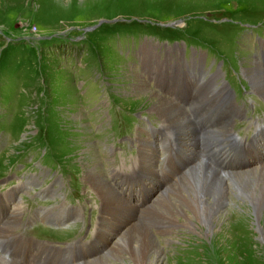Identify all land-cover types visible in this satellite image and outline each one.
Returning <instances> with one entry per match:
<instances>
[{"label":"rangeland","instance_id":"1","mask_svg":"<svg viewBox=\"0 0 264 264\" xmlns=\"http://www.w3.org/2000/svg\"><path fill=\"white\" fill-rule=\"evenodd\" d=\"M133 18L142 19L144 22L142 24L131 23ZM176 19H185L186 27L178 31H172L169 27L160 30L158 26L147 23V21H152L166 25L172 22L182 27L185 22L176 21ZM244 19L251 22H264V0H0V174L6 173L12 165L20 161L21 164L26 163L29 166L28 169L36 168L35 165L41 164L46 166L52 175L58 171L57 175H62L64 177L62 179L71 177L73 180L67 183L70 187L74 186L76 176L79 175L77 179L79 186L88 185L97 194L99 192L95 188V180L112 189L115 198L118 197V204L114 203L111 209H107L102 199L103 208L114 215L110 222V238H105L102 249L105 253L98 258L96 256L93 259L88 258L84 264H108L107 260L111 261L109 252L117 248V239L125 235V233L120 236L119 234L138 220L140 226H144L143 228L157 247L162 250L164 254L162 264H264V215L259 217L258 222L263 230L261 236L255 230L254 219L256 218L251 216V211L247 209L248 205L243 204L239 196L229 197L228 200L231 203L225 207L223 220L219 222L220 226L213 231L205 229L201 224L196 225L194 230L188 227H178L177 230L174 227H168L164 221V218L170 217L167 216V208L156 206L162 205L159 199H156L158 195L153 198L154 189L161 191L157 186L151 190V193H136L133 197L134 201L124 198L131 205L125 206L127 207L125 210H119L120 213L115 212L124 200L117 189L110 185V181L107 182L105 179L103 172H106L109 167L123 164H131L135 167L139 164L148 179L152 182L156 179L152 161L154 158L153 144L145 139L148 125L138 126L133 134L132 144L137 147L136 154L120 153L116 164L110 162L112 156L108 149L111 148V143L105 139L102 143L95 141L99 136L110 135L117 138L115 146L123 149V142H119L118 135L127 128H134L139 117L146 116V113L140 114L143 110L158 115L165 127H175L154 108L157 106V98L163 99L164 103L169 105L176 104L188 118L185 107L176 98H186L187 88H178L169 92L168 95L162 89L167 74L174 83H187L185 66L172 64L167 59L159 61L151 50L144 46L138 49L128 48L124 35L136 29L135 33L140 37L145 33L161 39L165 36L189 37L188 39L196 44L203 43L199 40L193 41L192 38L204 40L218 48L210 49L212 56L214 58L222 56L233 74L240 73L236 62L241 67L244 66L242 68L243 77L255 92L256 89L249 78L252 71L250 73L249 70H254L256 64L264 71V60H259L252 55L248 41L244 42L246 37L243 33L248 31L243 26L245 25ZM101 20L109 23L99 25ZM262 28L264 25L248 32L256 37ZM65 32L74 36L85 32V41H63V37L59 35ZM27 37L35 39L31 40ZM233 40L237 41L234 53L222 47L226 45V42L231 43ZM140 43L143 41L140 40ZM134 44L139 46L133 39H130V47ZM156 46L164 47L158 42ZM131 53L132 56L133 53L136 56L133 60L129 56ZM159 71L161 72L158 74L157 83H150L152 76ZM253 84L257 86L255 82ZM212 85V82L208 81L205 89L212 91L214 89ZM181 92L183 93L176 94ZM170 96L175 97L177 103H174L173 97ZM259 96L264 100L261 95ZM101 108L104 110L101 111ZM199 109L200 106L198 112ZM198 117L207 123V119L200 112L197 113L196 119ZM129 118L134 122L128 123ZM107 119L108 125L106 126L104 124ZM97 122L102 123L101 128L94 126ZM18 126H20L19 132ZM198 127L200 124L197 121L191 123L189 120L188 125L182 121L181 125L176 128L182 132ZM224 128L227 130L224 126L220 132L223 133ZM139 138L146 140L151 146L148 149L142 146L140 148ZM259 138L264 141V130L259 133ZM225 142L229 144L228 141ZM125 147L129 148L128 145ZM208 147L213 148L211 142L205 148ZM188 148L192 149L189 144ZM254 149L252 148L251 151ZM44 152L48 155L44 156ZM143 152L148 157L146 166L148 171L140 157ZM243 152L245 151L238 150L235 154L238 156ZM200 155L202 154L199 153V158ZM49 156L58 164L49 162L47 159ZM158 156L160 159L158 163L163 164V152L158 150ZM212 156L209 153L208 159ZM102 160L107 164L106 168L100 163ZM196 165L201 166L202 164ZM193 167L195 168V165ZM206 169L216 174L208 166ZM245 169L236 173L240 172L244 175L253 173L247 177L242 176L246 177L243 180L253 178L255 182L251 185L249 193L252 197L259 198L258 193L264 187L262 184L264 163ZM45 170L47 171L46 168ZM183 170L187 171V167ZM164 172H167V169ZM42 174H44V169L41 167L37 174L24 173L23 177H20L22 181L8 188L10 191L4 198L6 200L15 199L13 205L18 214L11 213L6 206L0 207V243L10 236L9 232L21 231L20 225H24L25 230H29L37 221L38 216L43 215L41 205H44L45 200L40 204L33 200V196L30 197L31 199L23 196L33 191ZM183 177L184 174L179 176L177 179H180L174 183L170 182L160 194L163 193V197L169 199H176L180 193L176 191L175 185ZM235 178L238 177L225 175L222 180L227 181L229 189H233L230 183L235 184L241 180ZM52 180V177H49L38 184L40 194H50L46 199L54 198L56 192L67 190L65 185L58 189L55 186L56 180L49 186H44L47 181L50 183ZM7 184L9 185V182L4 181L1 185ZM42 186L44 188H41ZM53 187H55L54 190ZM152 193L153 201L142 214L135 217V210L143 208ZM72 195L81 196L74 190ZM88 195L89 193L85 197H89ZM17 197L20 199L17 200ZM20 200L21 206H17ZM157 208L161 209L162 214L158 213ZM18 219L23 221L16 226L14 224ZM175 220L178 224L184 223L185 225L186 223L180 216L175 217ZM220 227L227 228V232L218 235ZM42 229L48 232L53 239H58L63 232L62 230ZM13 246H16L21 254L26 248L20 239L6 241L4 245L7 249ZM32 250L31 256L25 263L12 262L15 264L54 263L49 250L36 247ZM4 264L13 263L7 261ZM124 264L131 263L125 262Z\"/></svg>","mask_w":264,"mask_h":264},{"label":"bare ground","instance_id":"2","mask_svg":"<svg viewBox=\"0 0 264 264\" xmlns=\"http://www.w3.org/2000/svg\"><path fill=\"white\" fill-rule=\"evenodd\" d=\"M249 72L251 73L249 75V78H251V81H252L251 84L256 89V91L259 92L258 94L255 91L256 94L261 95L264 98V71L258 66H256L255 64V69L249 70ZM254 82L257 84V86L253 84ZM257 89H259V91ZM182 93L183 92L176 93V94H182ZM170 97H173V96H170ZM176 98L182 104L187 99V97L183 99L178 98V97ZM157 100H158L157 106L154 108H156V110L159 111V113L163 116V118L166 121H168L171 125H174L175 127H179L182 121L185 125L189 124V120L186 117L185 113L181 109H179L176 106V104L169 105V104L164 103L163 99L160 100L157 98ZM172 101L174 103H177L175 97H173ZM196 121L198 124H200V127L196 128L197 130L195 128L190 131L184 130L180 132V134L184 142L185 143L187 142L186 144L187 145L189 144L190 147L193 146L192 140H194L197 147L198 148L200 147L198 149V152L202 154L200 155V158L205 160V159H208L209 153L214 155L213 148H210V147L205 148V147L210 145V142L212 144V147H214L215 142L211 138H203L202 140H200L201 134L205 133L203 132V130L205 129L207 123L205 120L203 121V119L200 117H198ZM220 126L221 128L224 127L223 121H221ZM224 132H227V130L225 129L223 133ZM225 141H228L229 144H226ZM221 143H223V145L226 144V145L231 146L230 135L227 134L226 136H224L221 140ZM140 144L144 149H148V147L151 146L146 140H143V139L140 140ZM140 157H141L143 164H145V167H146L148 163V157L146 153L145 152L141 153ZM200 158L199 156L197 157L198 160H200ZM197 162L198 161H196L193 164V166L195 165V168L192 166L193 168L191 167L192 168V169L190 168L191 170L189 169L187 170L188 172L184 173L183 179L180 180L178 183H176L175 185V187L177 188L176 191H179L180 193V195H177L178 198L176 197V199L175 198L169 199L167 197H163V193L160 194L162 189L161 191L154 189L153 198L158 195L156 199H159V203L162 204V205L158 204L156 206H159V208H165V209L167 208L166 210L167 216H170L169 218H164V221L167 224V226L174 227L175 230H177L178 227H181V228L188 227L191 230H194L197 227L196 225L201 224L205 227V229L213 231L218 226H220L219 222L223 220V217L225 214L224 213L225 207H227L231 203L230 200H228L229 197L239 196V200L242 201L243 204L248 205V208L247 207L246 208L251 211V216L256 218L254 219L255 227H256L255 230L262 236L263 230L258 222L260 219L259 217H261L262 214L264 215V187L258 193L259 198L258 197L254 198L249 193V190L251 189L252 187L251 185L255 181L253 180V178H251L250 180H247V179L243 180V178H246L249 175H253V173H249L246 175L240 172L239 173L235 172L236 174H226V175H231V177H238V178H235L237 180L241 179L237 181V183L235 184L230 183L231 186H233V189H229V186L227 185V181L222 180V178L225 175L220 174V172L213 174L212 172L206 169L207 166H205L204 163L202 162L197 163ZM196 164H202V165L200 166ZM146 170L148 171L147 167H146ZM154 177L156 178V176ZM262 184H264V178H263ZM94 185H95L96 190L99 192L100 196L102 197V199H104L103 203L105 204V207L107 209H111L114 203L118 204L119 202L118 197L115 198L114 192L112 191L110 187H108V185L106 186L102 182L99 183L98 180L94 181ZM157 193H159L160 195ZM120 205L121 207L115 212L120 213V211H122L123 209L124 210L127 209V207L125 206H130L131 204H129L126 200H124L123 202L120 203ZM153 207L155 208V205H153ZM159 208H157V211L158 213L162 214L161 209ZM154 210L156 211V208ZM177 216H180L186 222L185 225L184 223L178 224L176 222L175 217L177 218ZM229 216L230 215H228V217ZM140 225L141 224L139 223V220H138L136 223H132L129 226H127V229H124L119 234L120 236L121 234L125 233L123 238L117 239L118 240L117 248H113L111 249V252H109V257L111 261H109L108 259L107 260L108 264H115V263L122 264L123 262L124 263L129 262L131 264H162L163 255H164L162 254V250H160L157 247L156 243L153 241V239L150 237L147 231L143 228L144 226L142 227ZM167 229L169 230V228ZM221 229L219 230L218 235H220L221 233L225 234L227 232V228H224L222 230ZM4 263H7V261L6 260L4 261V259L3 258L1 259L0 257V264H4ZM10 263L15 264L14 262H10Z\"/></svg>","mask_w":264,"mask_h":264},{"label":"trees","instance_id":"3","mask_svg":"<svg viewBox=\"0 0 264 264\" xmlns=\"http://www.w3.org/2000/svg\"><path fill=\"white\" fill-rule=\"evenodd\" d=\"M177 20V19H176Z\"/></svg>","mask_w":264,"mask_h":264}]
</instances>
